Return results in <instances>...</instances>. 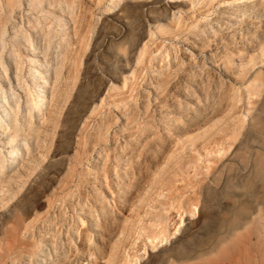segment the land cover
<instances>
[{"label":"rangeland","instance_id":"rangeland-1","mask_svg":"<svg viewBox=\"0 0 264 264\" xmlns=\"http://www.w3.org/2000/svg\"><path fill=\"white\" fill-rule=\"evenodd\" d=\"M0 39V264H264V0H0Z\"/></svg>","mask_w":264,"mask_h":264},{"label":"bare ground","instance_id":"bare-ground-1","mask_svg":"<svg viewBox=\"0 0 264 264\" xmlns=\"http://www.w3.org/2000/svg\"><path fill=\"white\" fill-rule=\"evenodd\" d=\"M25 38V37H24ZM45 41L44 43V54H45V57H47L48 55V50L51 48V44H52V38L47 34L44 39ZM4 49V42L2 39H0V50H3ZM47 59V58H46ZM2 90V88H1ZM0 90V94L2 95V97L4 96V93ZM13 97H16L15 95H13ZM15 101L14 102H18L17 99L15 98L14 99ZM29 104V103H28ZM31 108V106H30ZM14 141V140H13Z\"/></svg>","mask_w":264,"mask_h":264}]
</instances>
